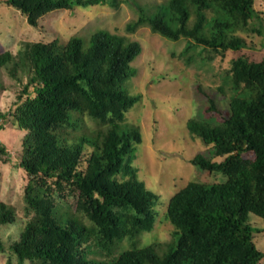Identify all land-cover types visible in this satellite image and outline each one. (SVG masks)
Segmentation results:
<instances>
[{"label": "trees", "instance_id": "16d2710c", "mask_svg": "<svg viewBox=\"0 0 264 264\" xmlns=\"http://www.w3.org/2000/svg\"><path fill=\"white\" fill-rule=\"evenodd\" d=\"M4 2L32 26L56 10L118 4ZM140 10L128 29L148 24L167 39L185 38L182 55L188 63L206 61L203 53L213 60L241 51L247 43L238 33L254 29V18L262 20L255 0H167L154 13ZM141 52L139 41L104 29L88 41L77 35L66 43L26 40L16 51L0 52V73L21 87L14 107L0 109V132L8 122L26 131L19 165L29 176V219L10 251L19 264H264L254 240L257 229L249 221L250 213L264 219V59L242 54L232 59L219 86L224 95L228 87L227 107L201 90L211 114L190 118L187 127L222 160L197 154L191 163L224 179L192 180L173 194L166 218L175 227L174 238L158 249L137 244L154 228L159 196L140 180L134 165L141 129L124 124L140 98L129 94L125 83L135 75L132 63ZM86 117L97 124L94 129L87 128ZM0 161H11L1 141ZM17 220L15 207L0 201V229ZM124 240L130 248L118 252ZM6 249L0 240V252Z\"/></svg>", "mask_w": 264, "mask_h": 264}, {"label": "rangeland", "instance_id": "374dc122", "mask_svg": "<svg viewBox=\"0 0 264 264\" xmlns=\"http://www.w3.org/2000/svg\"><path fill=\"white\" fill-rule=\"evenodd\" d=\"M166 1L118 0L117 5H77L72 10L48 13L39 19L38 26H32L20 10L0 0V52L16 51L19 42L26 40L50 42L59 39L61 43H66L70 37L77 35L88 41L100 29L141 43L142 52L132 63L136 73L125 83L127 92L140 98L126 113L124 124H134L141 129L142 142L137 145L134 165L138 168L140 180L159 196L154 228L143 232L137 244L138 247L154 244L158 249L166 247L174 238L175 227L166 218L173 194L192 180L217 182L224 179L219 172H205L191 163L197 154L214 161L222 160L216 156L213 146H206L199 138H194L187 127L190 118L211 114L206 111L207 96L201 90L214 97L222 107H227L228 87L225 86L226 96L219 91V86L230 73L232 59L240 54L252 60L264 59V0H255V8L262 20L254 18L250 23L254 29L238 33L246 40V47L238 52L229 50L213 60L203 53L206 61L199 60L197 55L198 60L191 63L182 55L185 38L178 41L167 39L153 32L148 24L139 26L135 31L128 29L129 23L138 20L140 8L154 13L157 5ZM193 21L194 17L190 24ZM258 28L262 29V34L257 31ZM0 80L3 83L0 109L9 111L14 107L21 87L5 71H1ZM85 122L90 130L97 126L90 118L86 117ZM25 134L26 131L10 122L0 132V141L11 155L10 162L0 161V201L13 205L18 213L15 223L0 229V240L7 248L0 252V264H19L9 246L19 239L29 219L26 214L29 176L19 165ZM75 201L71 194L69 202L74 207ZM249 221L257 229L254 240L264 252V219L250 213ZM127 248H130V243L124 240L118 252Z\"/></svg>", "mask_w": 264, "mask_h": 264}]
</instances>
